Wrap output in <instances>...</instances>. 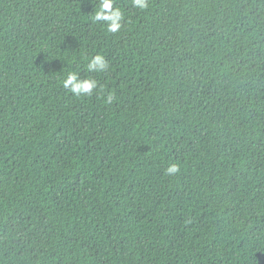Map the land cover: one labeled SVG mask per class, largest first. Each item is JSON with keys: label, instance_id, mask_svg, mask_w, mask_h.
<instances>
[{"label": "trees", "instance_id": "obj_1", "mask_svg": "<svg viewBox=\"0 0 264 264\" xmlns=\"http://www.w3.org/2000/svg\"><path fill=\"white\" fill-rule=\"evenodd\" d=\"M98 5L0 0V264H264V0Z\"/></svg>", "mask_w": 264, "mask_h": 264}, {"label": "clouds", "instance_id": "obj_2", "mask_svg": "<svg viewBox=\"0 0 264 264\" xmlns=\"http://www.w3.org/2000/svg\"><path fill=\"white\" fill-rule=\"evenodd\" d=\"M115 0H99V5L92 16L93 23H101L107 32L117 33L123 27L124 14L119 7H114ZM132 6L141 11L149 7V0H131ZM89 73H103L109 69L108 61L102 54L92 56L86 65ZM63 87L73 96L91 97L102 92L104 86L94 78L86 77L81 79L76 71H70L62 81ZM114 93L104 96L105 103L111 104ZM180 171L178 164L172 163L165 169L166 175H174Z\"/></svg>", "mask_w": 264, "mask_h": 264}]
</instances>
